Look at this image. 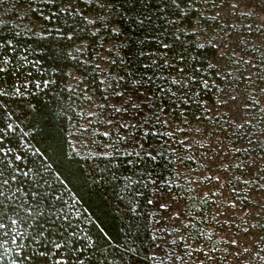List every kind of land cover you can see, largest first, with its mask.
Returning <instances> with one entry per match:
<instances>
[{"label":"trees","instance_id":"1","mask_svg":"<svg viewBox=\"0 0 264 264\" xmlns=\"http://www.w3.org/2000/svg\"><path fill=\"white\" fill-rule=\"evenodd\" d=\"M91 1L96 7L84 16L115 18L133 46L154 41L193 80L190 103L208 93L209 105L243 94L249 67L264 66L249 35H226L220 0H209V36L194 32L195 0ZM70 12L58 18L60 31L39 36L0 11V264H150L149 184L162 174V157L74 153L64 72L88 74L69 53L75 41L92 38L84 16ZM251 96L259 109L264 89Z\"/></svg>","mask_w":264,"mask_h":264},{"label":"rangeland","instance_id":"2","mask_svg":"<svg viewBox=\"0 0 264 264\" xmlns=\"http://www.w3.org/2000/svg\"><path fill=\"white\" fill-rule=\"evenodd\" d=\"M195 2L201 21L194 32L209 36V0ZM95 7L91 0H0L18 28L39 36L60 31L61 14L80 18ZM218 7L226 35L245 33L264 53V0H220ZM100 14H85L92 41H75L69 53L88 74L64 72L74 153L162 157V174L149 184L150 264H264V104L256 109L251 96L263 92L264 66L249 67L243 94L209 105L208 93L190 103L193 80L158 44L133 46L115 18Z\"/></svg>","mask_w":264,"mask_h":264}]
</instances>
